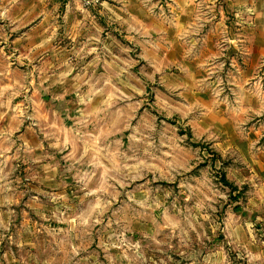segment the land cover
I'll return each mask as SVG.
<instances>
[{"label":"rangeland","instance_id":"obj_1","mask_svg":"<svg viewBox=\"0 0 264 264\" xmlns=\"http://www.w3.org/2000/svg\"><path fill=\"white\" fill-rule=\"evenodd\" d=\"M252 3L0 2V264H260Z\"/></svg>","mask_w":264,"mask_h":264},{"label":"crops","instance_id":"obj_2","mask_svg":"<svg viewBox=\"0 0 264 264\" xmlns=\"http://www.w3.org/2000/svg\"><path fill=\"white\" fill-rule=\"evenodd\" d=\"M1 1H4V0H0V2ZM11 1V0H10ZM176 1H179V0H176ZM184 1H186V0H184ZM199 1H208V2H215V1H218V0H199ZM235 1V0H234ZM251 2H257V4H254V6H253V3H252V6H250V9H252L253 11H254V9H257L259 6H258V2H264V0H250ZM5 10L4 11H2V10H0V15H2L4 12H8L9 14H11V12H10V7H5L4 8ZM1 24V23H0ZM10 28L11 29H14L13 28V25H10ZM251 255H253L252 254V252H250L249 253V257L251 256ZM254 260V259H253ZM253 260H251V259H249V264H252V262H253ZM253 264H254V262H253ZM260 264H264V259H261V261H260Z\"/></svg>","mask_w":264,"mask_h":264}]
</instances>
